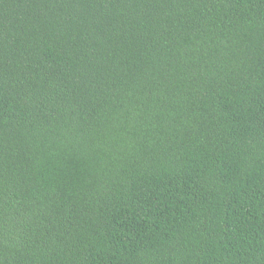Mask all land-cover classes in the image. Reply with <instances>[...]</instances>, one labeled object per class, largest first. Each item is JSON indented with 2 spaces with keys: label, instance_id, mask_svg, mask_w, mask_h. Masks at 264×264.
I'll return each instance as SVG.
<instances>
[{
  "label": "trees",
  "instance_id": "16d2710c",
  "mask_svg": "<svg viewBox=\"0 0 264 264\" xmlns=\"http://www.w3.org/2000/svg\"><path fill=\"white\" fill-rule=\"evenodd\" d=\"M0 264H264V0H0Z\"/></svg>",
  "mask_w": 264,
  "mask_h": 264
}]
</instances>
